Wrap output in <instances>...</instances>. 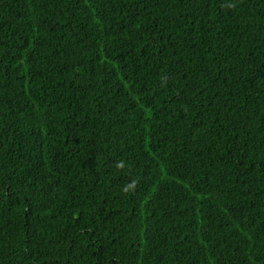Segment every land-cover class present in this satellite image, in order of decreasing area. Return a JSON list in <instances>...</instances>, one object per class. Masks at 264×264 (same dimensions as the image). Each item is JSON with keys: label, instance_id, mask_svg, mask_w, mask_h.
Returning a JSON list of instances; mask_svg holds the SVG:
<instances>
[{"label": "trees", "instance_id": "1", "mask_svg": "<svg viewBox=\"0 0 264 264\" xmlns=\"http://www.w3.org/2000/svg\"><path fill=\"white\" fill-rule=\"evenodd\" d=\"M0 264H264V0H0Z\"/></svg>", "mask_w": 264, "mask_h": 264}]
</instances>
